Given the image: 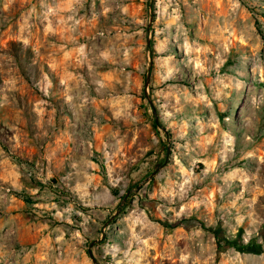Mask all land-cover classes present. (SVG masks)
Returning <instances> with one entry per match:
<instances>
[{"label": "rangeland", "instance_id": "1", "mask_svg": "<svg viewBox=\"0 0 264 264\" xmlns=\"http://www.w3.org/2000/svg\"><path fill=\"white\" fill-rule=\"evenodd\" d=\"M0 264H264V0H0Z\"/></svg>", "mask_w": 264, "mask_h": 264}, {"label": "trees", "instance_id": "2", "mask_svg": "<svg viewBox=\"0 0 264 264\" xmlns=\"http://www.w3.org/2000/svg\"><path fill=\"white\" fill-rule=\"evenodd\" d=\"M155 128H157L158 127V123L157 122H155V126H154Z\"/></svg>", "mask_w": 264, "mask_h": 264}, {"label": "water", "instance_id": "3", "mask_svg": "<svg viewBox=\"0 0 264 264\" xmlns=\"http://www.w3.org/2000/svg\"><path fill=\"white\" fill-rule=\"evenodd\" d=\"M127 195H128V193H127V194L124 196L123 200H125V199H126Z\"/></svg>", "mask_w": 264, "mask_h": 264}]
</instances>
